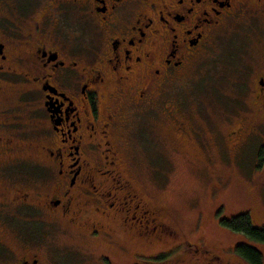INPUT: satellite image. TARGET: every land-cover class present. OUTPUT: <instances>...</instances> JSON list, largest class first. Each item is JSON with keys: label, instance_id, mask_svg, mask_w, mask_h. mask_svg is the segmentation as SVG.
Here are the masks:
<instances>
[{"label": "flooded vegetation", "instance_id": "obj_1", "mask_svg": "<svg viewBox=\"0 0 264 264\" xmlns=\"http://www.w3.org/2000/svg\"><path fill=\"white\" fill-rule=\"evenodd\" d=\"M247 19L264 21V0H0V264H52L58 231L127 264L138 244L178 238L134 165L145 171L156 144L210 158L216 127L174 88ZM262 122L230 121L223 148Z\"/></svg>", "mask_w": 264, "mask_h": 264}, {"label": "rangeland", "instance_id": "obj_2", "mask_svg": "<svg viewBox=\"0 0 264 264\" xmlns=\"http://www.w3.org/2000/svg\"><path fill=\"white\" fill-rule=\"evenodd\" d=\"M249 21L246 24L251 28L233 23L228 32L223 31L224 35L216 40L201 65L185 83L174 88L173 94L185 99L188 108L207 117L209 124L216 127V147L212 148L210 158H204L193 145L186 147L185 152L169 153L156 144L146 149L149 166L145 171L142 164L139 167L133 164L144 174H139V179L148 188L153 203L163 208L172 219L173 228L180 233L168 242L138 244L139 251L132 257L136 264H150L154 259H160V264H172L179 257L206 264L202 250L189 251L185 241L202 245L212 254L234 252L238 245L252 247L261 254L264 264V242L251 240L219 223L221 219L248 213L254 227L264 226V156L260 155L264 146V104L258 95L260 82L257 84V77L264 76L260 43L264 21ZM259 120L262 125L246 135H243L246 130L238 134L241 141L237 138L239 144L233 149L223 148L226 138L222 139V133L232 127L230 121L234 127L242 123L248 129ZM232 144L230 140L228 146ZM72 238L62 231L49 236L44 244L54 246L58 249L56 255L60 254L55 255L52 264L130 261V257L110 253L96 243L90 247Z\"/></svg>", "mask_w": 264, "mask_h": 264}, {"label": "trees", "instance_id": "obj_3", "mask_svg": "<svg viewBox=\"0 0 264 264\" xmlns=\"http://www.w3.org/2000/svg\"><path fill=\"white\" fill-rule=\"evenodd\" d=\"M260 155L264 156V146L261 147ZM219 223L231 231L245 235L251 240L264 242V226L259 228L254 227L248 213L238 214L229 219H221ZM232 253L240 257L246 264H263L261 254L252 247L238 245ZM160 262V259H154L150 264H160Z\"/></svg>", "mask_w": 264, "mask_h": 264}]
</instances>
